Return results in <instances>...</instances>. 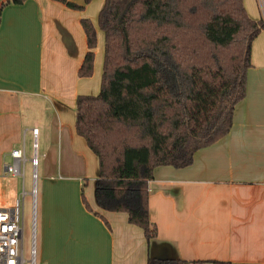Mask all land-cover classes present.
<instances>
[{
	"label": "crops",
	"instance_id": "0c3cea01",
	"mask_svg": "<svg viewBox=\"0 0 264 264\" xmlns=\"http://www.w3.org/2000/svg\"><path fill=\"white\" fill-rule=\"evenodd\" d=\"M104 1L77 11L52 0H26L0 13V175L13 150L30 152L36 129L42 158L36 264H264V67L247 81L224 138L195 153L187 168L154 170L148 206L155 239L148 243L127 214L97 206L98 161L74 124L77 97L100 92L105 40L97 13ZM83 19L96 33L89 78L78 77L88 51ZM88 169L96 174L86 208L80 187Z\"/></svg>",
	"mask_w": 264,
	"mask_h": 264
},
{
	"label": "trees",
	"instance_id": "16d2710c",
	"mask_svg": "<svg viewBox=\"0 0 264 264\" xmlns=\"http://www.w3.org/2000/svg\"><path fill=\"white\" fill-rule=\"evenodd\" d=\"M25 1L8 0L0 13ZM52 1L83 11L92 0ZM243 1L105 0L98 14L105 40L101 88L97 96L77 97L75 132L98 161L97 206L127 214L148 243L157 237L148 206L154 170L191 166L195 153L230 132L246 96L252 44L264 21L252 20ZM80 24L88 51L78 77L89 78L96 33L90 20Z\"/></svg>",
	"mask_w": 264,
	"mask_h": 264
},
{
	"label": "rangeland",
	"instance_id": "374dc122",
	"mask_svg": "<svg viewBox=\"0 0 264 264\" xmlns=\"http://www.w3.org/2000/svg\"><path fill=\"white\" fill-rule=\"evenodd\" d=\"M94 4L101 3L102 0H93ZM91 1L90 5L93 3ZM249 3V7L253 13L258 16V20L262 19L264 21V7L262 0H246V3ZM98 17V13H97ZM257 20V21H258ZM251 63L252 66L257 69L248 72L247 81L250 83L256 80L258 71L260 68L264 67V31L262 34L258 35L252 44L251 50ZM254 62V63H253ZM254 64V65H253ZM254 76V77H253ZM102 77V76H101ZM101 88V82H100ZM34 152L31 146L30 152H27V159H30L33 156ZM36 158L39 166L36 170V226H35V236L37 231V218L39 213V196L41 195V185H42V158H41V146L38 145L36 148ZM95 169H88L84 172V177L81 179L83 181L80 187V197L83 195L86 202H88V194L93 192V183L95 179ZM69 175L77 176L75 173H69ZM32 166L30 163H27L25 166V178L22 183L21 179L16 177H11L10 175H0V208H11L14 205V202L20 197L22 191H25L27 196L25 197L23 204V247H24V256L28 258L29 247H30V235H31V197L30 193L32 190ZM61 176V175H60ZM59 176V177H60ZM65 174H62V177ZM61 177V179H62ZM82 199V197H81Z\"/></svg>",
	"mask_w": 264,
	"mask_h": 264
},
{
	"label": "built area",
	"instance_id": "2783aa9c",
	"mask_svg": "<svg viewBox=\"0 0 264 264\" xmlns=\"http://www.w3.org/2000/svg\"><path fill=\"white\" fill-rule=\"evenodd\" d=\"M34 143L32 145L33 156L27 159L24 148L13 150L10 154L11 163L6 165L5 174L21 179L25 178V166H32V190L31 197V235L28 258L24 256L23 247V204L27 196L22 191L20 197L11 208H0V264H36V242H35V207H36V138L38 131H31Z\"/></svg>",
	"mask_w": 264,
	"mask_h": 264
}]
</instances>
